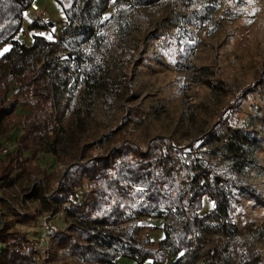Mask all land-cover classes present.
<instances>
[{
    "label": "trees",
    "instance_id": "1",
    "mask_svg": "<svg viewBox=\"0 0 264 264\" xmlns=\"http://www.w3.org/2000/svg\"><path fill=\"white\" fill-rule=\"evenodd\" d=\"M36 1L0 0V190L14 201L25 196L28 190L11 195L17 175L26 172L46 183L50 175L40 168L39 157H56V169L65 167L57 187L46 197L32 194L42 204L47 223L61 215L65 226L54 229L49 225L51 239L44 246L46 250H41L25 232L15 228L16 224L36 223L37 212L15 211L11 220H4V212L0 211V264H39L37 259L44 256L43 264H51L64 254L83 264H116L122 258L137 264L149 260L166 264L165 250L171 248L185 256L209 220L228 222L231 202L236 200L235 189L242 188L250 175L253 158L248 143L253 140L251 135H257L253 131L255 123L241 125L232 111L264 89V73L236 92L231 112L195 142L174 146L161 138L149 148L133 147L128 136L120 133L115 148L110 145L97 153L94 145L86 147L83 140L94 121L96 106L102 104L108 113L116 108L123 94L112 80V73L125 71L133 63L122 44V20L113 15L111 19L118 22L117 32L98 34L105 26L100 18L110 0H55L67 22L64 37H83L90 46L89 51L87 47L59 57L55 55L56 43L45 36L34 35L31 45L16 39L27 11ZM101 2L104 8L99 6ZM94 18L99 19L97 27L90 26ZM55 26L53 21L38 19L31 22L29 30L52 31ZM162 43L168 52V38ZM21 96L32 101V110L27 114L19 113ZM142 119L139 108L128 110L130 123L138 124ZM17 130L22 135L15 138L14 145H3L2 141L8 143ZM67 131L77 141L72 144L73 158L64 139ZM224 133L229 138L223 154L215 143ZM4 147L9 148L5 156L1 154ZM221 159L228 165L218 168ZM166 161H179L181 175L166 174ZM195 167L201 174L194 172ZM250 193L264 205L256 191ZM206 198L213 202L214 211L203 216ZM169 215L182 221L181 229L174 243H170L171 234L165 230V239L157 248L147 249L135 227L127 223L144 217L164 220ZM219 253L214 250L202 264H222L223 254ZM230 256L228 264H263L253 249L243 247L239 240L233 243Z\"/></svg>",
    "mask_w": 264,
    "mask_h": 264
},
{
    "label": "rangeland",
    "instance_id": "2",
    "mask_svg": "<svg viewBox=\"0 0 264 264\" xmlns=\"http://www.w3.org/2000/svg\"><path fill=\"white\" fill-rule=\"evenodd\" d=\"M35 5L43 12L42 19L53 21L55 28L31 31L29 26L33 21L25 17L17 40L31 45L34 35L45 36L56 43L55 55L59 57L87 47L86 51L90 50L83 37H64L67 22L55 0H37ZM99 6L104 8L103 2ZM33 11L30 14L37 15ZM113 15L122 20V44L132 55L133 63L125 71L114 70L112 73V80L120 85L123 94L116 108L108 113L102 104L96 106L94 121L83 140L86 147L94 145L97 153L110 145L115 148L120 133L128 136L133 147L149 148L161 138L174 146L195 142L231 112L229 107L235 102L236 92L253 83L259 73H264V0H110V6L100 18V24L105 26H101L98 34L117 32L118 22L111 19ZM98 20L94 18L89 25L97 27ZM164 38H168L171 45L168 52L163 47ZM20 101L19 113H29L32 101L27 96H21ZM130 108H139L143 115L138 124L127 120ZM235 109L233 117L238 118L241 125L250 121L255 123L253 131L257 135H251L253 140L248 143L253 158L250 175L242 188L235 189L236 200L231 202L228 222L218 218L209 220L185 256L177 253L176 248L166 249V264H202L214 250L223 254L222 264H228L231 261L228 254L237 240L243 247L252 248L256 259L264 264V205L258 204L250 193V190L256 191L264 201V89ZM21 135V130L14 131L10 141L2 143L11 147L15 138ZM228 138L229 134L224 133L215 143L223 154ZM64 139L69 157L73 158L72 144L77 141L68 131ZM100 141H103L102 145ZM38 164L47 171L50 179L42 183L26 172L18 174L11 195L24 190L29 194L14 201L0 190V211L4 212V220H11L15 211L21 214L37 212L36 223L30 226L16 224L15 228L25 232L39 249L44 250L51 239L48 226L61 229L65 225L61 215L47 223L45 210L32 193L45 197L51 194L65 167L56 169V157L48 154L41 155ZM179 164V161L163 162L164 171L181 175ZM227 165L225 159L218 162V168ZM194 172L201 174L198 167ZM213 211V202L206 198L201 215L207 216ZM127 223L135 227L138 239L144 241L147 249L157 248L165 239V230L171 234L170 243H174L182 226V221L174 215L164 220L136 218ZM43 259L45 256L37 259L39 264H43ZM51 264L83 263L64 254ZM116 264L137 262L122 258ZM145 264L152 262L149 260Z\"/></svg>",
    "mask_w": 264,
    "mask_h": 264
},
{
    "label": "built area",
    "instance_id": "3",
    "mask_svg": "<svg viewBox=\"0 0 264 264\" xmlns=\"http://www.w3.org/2000/svg\"><path fill=\"white\" fill-rule=\"evenodd\" d=\"M33 9H34L35 11H33ZM32 11H33L34 13L37 12V15L32 16V15L30 14V12H32ZM25 17L28 18V19H30V20H32V21H35V20H38V19H42V18L44 17V14H43L42 11H40V8H39L38 6L33 5L32 8H30V9L27 11ZM8 151H9V148L4 147V148L1 149V154H2L3 156H5V155L8 153ZM42 242H44V238L42 239Z\"/></svg>",
    "mask_w": 264,
    "mask_h": 264
}]
</instances>
